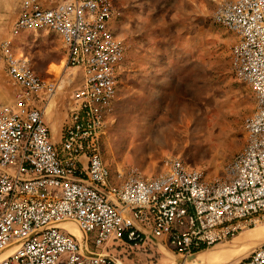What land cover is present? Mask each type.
Returning a JSON list of instances; mask_svg holds the SVG:
<instances>
[{"label":"built area","instance_id":"built-area-1","mask_svg":"<svg viewBox=\"0 0 264 264\" xmlns=\"http://www.w3.org/2000/svg\"><path fill=\"white\" fill-rule=\"evenodd\" d=\"M114 19L112 0H18L0 41L12 86L11 100L0 103V264H129L124 251L161 246L185 258L177 264H194L186 258L264 221V0H220L213 10L235 36L231 72L256 99L245 144L214 179L174 158L157 175L117 170L118 183L110 180L101 138L114 121L126 52ZM40 31L60 39L69 77L44 80L17 50L20 33ZM65 83L73 87L57 142L45 109ZM90 233L103 250L89 248ZM108 243L119 254L105 251ZM231 264H264V242Z\"/></svg>","mask_w":264,"mask_h":264},{"label":"rangeland","instance_id":"rangeland-1","mask_svg":"<svg viewBox=\"0 0 264 264\" xmlns=\"http://www.w3.org/2000/svg\"><path fill=\"white\" fill-rule=\"evenodd\" d=\"M217 1L112 0L113 30L126 44L114 121L101 138L103 160L114 183L117 170L157 175L174 158L202 167L209 179L219 178L245 144L244 123L253 114L256 99L252 88L231 72L229 51L235 36L214 21ZM17 14L18 0H0V41L9 36ZM14 44L44 80L58 78L64 50L55 34L20 33ZM64 72L63 78L69 77L70 69ZM72 87L65 83L54 97L56 104L51 101L45 111L57 142ZM11 91L0 69V103L11 100ZM259 224L246 231L254 234L264 229V221ZM88 236L90 249L103 250L92 243L93 233ZM256 238L246 242V250L220 257L216 263L239 261L264 242V233ZM234 239L210 248L235 244ZM115 244L108 243L104 250L119 254ZM124 255L129 264H174L180 258L169 249L154 247L130 248ZM188 260L197 264L193 256Z\"/></svg>","mask_w":264,"mask_h":264},{"label":"bare ground","instance_id":"bare-ground-1","mask_svg":"<svg viewBox=\"0 0 264 264\" xmlns=\"http://www.w3.org/2000/svg\"><path fill=\"white\" fill-rule=\"evenodd\" d=\"M35 35V34H34ZM65 71V58L63 59V64H62V66H61V71H60V74H58L57 75V77H62L63 78V75H64V72ZM68 74L69 73H67L66 74V77L68 76ZM65 78V77H64ZM54 97H52V99H51V101H53L54 99H53ZM51 101H50V103H51ZM50 103L46 106V108L50 105ZM48 109V108H47ZM45 111H46V109H45ZM76 224V223H75ZM74 224V222L73 221H67V222H65V223H63V225L64 226H66L67 227V229H69V231L70 232H72L83 244H84V241H85V235H84V233L80 230V229H78L79 227H77L76 225ZM260 226V224L259 225H256L255 227H252V228H248V229H246V230H249V229H254V228H257V227H259ZM246 230H244L245 232H240L239 233V235L237 236V235H235L234 237H233V239H234V243L235 244H229L228 243V245H225V249L224 248H222V247H212V248H210V249H203V250H201V251H198L197 253H195V254H193L192 256H193V262H195V263H197V264H218V263H216V261L220 258V257H222L223 259H226L227 258V255L228 254H230V253H236V252H240L242 249H244L245 247H247V245H246V242H249V241H251L252 239H255V237H257V238H259L263 233H264V229H259L256 233H254V234H249ZM237 236V237H236ZM256 238V239H257ZM233 239H231V240H233ZM260 239V238H259ZM262 240V239H261ZM220 243H222V242H220ZM218 244V243H217ZM216 245V244H215ZM214 246V245H213ZM160 249H165V250H167V248L166 247H163V246H161L160 247ZM245 250H246V248H245ZM6 255V253H4V252H0V258H2V257H4ZM192 256H190V257H188V258H186V260L188 261V262H190L188 259L189 258H191ZM185 260V258L183 259V258H178L177 257V260H176V262L174 263V264H177L178 262H180V261H184ZM231 260V259H230ZM230 260H225V261H223V263H221V264H228L229 263V261ZM237 260V259H236ZM235 260V261H236ZM227 261V262H226Z\"/></svg>","mask_w":264,"mask_h":264},{"label":"crops","instance_id":"crops-1","mask_svg":"<svg viewBox=\"0 0 264 264\" xmlns=\"http://www.w3.org/2000/svg\"><path fill=\"white\" fill-rule=\"evenodd\" d=\"M68 230H69V229H68ZM72 232H73V231H72ZM238 235H239V234H238ZM238 235H237V236H238ZM76 236H77V235H76ZM237 236H236V237H237ZM77 237H78V236H77ZM78 238H79V237H78ZM220 247H222V248L225 249V246H220ZM221 263H223V261H222ZM221 263H220V264H221Z\"/></svg>","mask_w":264,"mask_h":264}]
</instances>
